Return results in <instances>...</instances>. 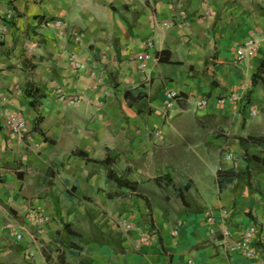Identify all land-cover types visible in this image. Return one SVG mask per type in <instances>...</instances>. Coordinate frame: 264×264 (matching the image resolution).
<instances>
[{"label":"crops","instance_id":"obj_1","mask_svg":"<svg viewBox=\"0 0 264 264\" xmlns=\"http://www.w3.org/2000/svg\"><path fill=\"white\" fill-rule=\"evenodd\" d=\"M0 31V264H264L228 248L264 222V0H0Z\"/></svg>","mask_w":264,"mask_h":264},{"label":"built area","instance_id":"obj_2","mask_svg":"<svg viewBox=\"0 0 264 264\" xmlns=\"http://www.w3.org/2000/svg\"><path fill=\"white\" fill-rule=\"evenodd\" d=\"M8 17V16H7ZM52 23L57 27V28H64V23L62 22L61 19H56L53 20ZM7 27V24L4 23L2 25L1 30H5ZM0 31V40L2 38ZM153 47L152 41H147L145 45V50L137 54L135 57L139 60V67L142 70L145 65L146 61L150 58V51ZM258 49V41L255 40V38H248L242 41L240 44L235 49V54L237 56L238 61H242L246 58L252 57ZM105 57V55H103ZM19 91V89H17ZM234 98V96L232 95ZM177 94L173 91L167 92V102H166V108L169 109L173 106L175 103V100H177ZM0 100L2 103L6 102L7 96L6 95H1ZM78 100L74 98L67 99V103H77ZM206 104L205 99H201L198 103L197 106H204ZM3 112L6 114V118L4 121L5 126L15 135L17 136H22L25 129H26V121L25 119L16 114V113H9V110L5 107H3ZM226 158H231L232 155L230 153L225 155ZM224 214H227V211L223 210L222 211ZM205 222L209 226V231L214 232V227L213 225L216 223V219L214 214L206 210L203 214ZM28 218L35 223L42 222L44 220L43 216L37 213L34 210L29 209L28 210ZM119 224L121 226L125 227H131L130 223H128L126 220H121L119 221ZM15 239L20 240L22 238V234L13 231ZM220 234L222 236L221 244L226 245V239L231 238V231L228 228L223 227L220 230ZM153 237L152 232H145L139 237V242L144 243L146 241H149ZM260 247H264V222H252L245 230L244 232L236 238L232 245H229V250H236L240 253H242L244 256L248 258H253L258 255ZM31 255V254H30Z\"/></svg>","mask_w":264,"mask_h":264},{"label":"trees","instance_id":"obj_3","mask_svg":"<svg viewBox=\"0 0 264 264\" xmlns=\"http://www.w3.org/2000/svg\"><path fill=\"white\" fill-rule=\"evenodd\" d=\"M163 52H167V50H162L158 53V59L159 60H162L164 62H169L170 59H169V55H167L166 57H164L162 54ZM171 62V61H170ZM264 70V59L259 67V72H262ZM254 80V78H253ZM77 154H81L83 156H85V158L87 160H93L95 162H98V163H108L110 162V158L109 157H106L104 160H97V159H92V158H89L86 154H84L82 151H77ZM253 158H255L256 160L258 161H263L264 162V158H261V157H257V156H254ZM224 172L222 169H219L217 170V178L218 180H223L225 178V175H224ZM109 176H115L111 171L108 172ZM115 180H117L118 184H133V182H129L128 180H125V179H119L117 176L114 177Z\"/></svg>","mask_w":264,"mask_h":264},{"label":"rangeland","instance_id":"obj_4","mask_svg":"<svg viewBox=\"0 0 264 264\" xmlns=\"http://www.w3.org/2000/svg\"><path fill=\"white\" fill-rule=\"evenodd\" d=\"M194 110H192V107H190L189 111L188 112H185L186 114L188 113V115H192ZM252 119H255V124H254V130L255 131H260L264 128V122H262V114H258V115H252V117H250ZM218 157V155H217ZM220 158V157H218ZM221 159H222V163L226 160H229L228 158L225 157V154H222L221 155ZM180 175H181V170H177V176L180 178ZM34 253V252H33Z\"/></svg>","mask_w":264,"mask_h":264}]
</instances>
